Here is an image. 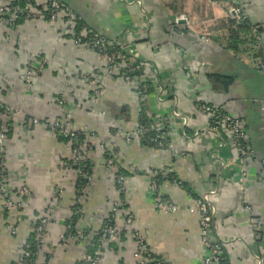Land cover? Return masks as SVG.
I'll use <instances>...</instances> for the list:
<instances>
[{"label":"crops","instance_id":"obj_1","mask_svg":"<svg viewBox=\"0 0 264 264\" xmlns=\"http://www.w3.org/2000/svg\"><path fill=\"white\" fill-rule=\"evenodd\" d=\"M60 1L89 31L142 64L149 90L141 102L136 88L122 82L121 72L106 75L103 58L75 47L55 25L39 19L13 29L0 26V103L15 110L0 116V130H7L2 152L8 187L15 195L22 187L29 189L25 206L13 212L19 223L3 211L0 196V264L16 263L33 224L43 217L48 220L45 244L35 262L85 264L113 201L121 207L114 219L120 233L101 250L100 264H139L134 228L162 264H220L206 263L209 252L192 211L194 200L206 194L215 213L212 236L226 264H264V76L256 69L264 61V0H244V31L228 24L229 0ZM40 60L48 66L28 90L19 71ZM85 77L101 78L98 98ZM209 77L232 83L224 91ZM61 97L63 107L57 104ZM201 105L217 106L241 120L254 160L239 163L230 137L211 129ZM140 108L169 125L171 150L118 134L135 131ZM64 113L71 114L75 131L92 143L87 153L92 180L80 196L76 172L62 166L72 158L71 145L44 126ZM25 118L40 125L24 128ZM114 167L125 179L120 195ZM169 173L184 187L165 179ZM155 178L160 179L157 194L150 190ZM159 199L170 201L177 211L156 210ZM75 207L74 227L85 234L83 240L70 239L65 226ZM126 212L134 220L131 231L125 226Z\"/></svg>","mask_w":264,"mask_h":264},{"label":"built area","instance_id":"obj_2","mask_svg":"<svg viewBox=\"0 0 264 264\" xmlns=\"http://www.w3.org/2000/svg\"><path fill=\"white\" fill-rule=\"evenodd\" d=\"M40 2L42 4H39ZM243 2L244 0H229V14L231 19L238 22L246 20L243 16ZM37 7H42V10L45 12L47 23L49 25H58L61 34L66 36L76 47L94 52L103 58L105 64L104 71L106 75L116 70L118 65L127 59L125 49L118 48L112 41L87 31L84 27H81V29L77 31L78 22H80L81 19L60 0H0V26L13 29L21 22L34 21L36 19L34 9ZM177 22L178 19L175 20V23ZM47 66L46 60H40L39 62L34 63L30 62L21 71H19L18 77L20 81L25 84V87L30 90L33 86L34 77L44 72ZM256 69L262 76H264V61L260 60L256 65ZM143 71L144 69L141 64H137V62H130L124 73V82L126 83H131L137 79L136 94L141 102H143L149 90L148 81L143 80L141 77ZM84 79L95 87L92 96L94 98H98L101 95L102 90L101 78L89 80L85 77ZM57 104L63 107L65 104L64 97H61ZM262 109L264 110V107ZM200 111L207 116L210 127L213 131L230 137L233 146L237 150L238 160L241 165L255 159V151H253L248 145L247 134L240 119L226 114L219 107L213 105H201ZM10 112L15 113V110L12 107L0 103V116ZM19 113L20 112H18V114ZM147 119L149 125L138 126L131 134H118L123 136L127 141L135 139L145 146L152 144L158 149L171 150L172 145L170 142L169 125L159 118H153L149 115L147 116ZM182 123L186 125V119H184ZM38 125H40V121L37 119L29 120L25 118L23 121L24 128L36 127ZM44 126L57 138L67 139L73 149V154L72 158L64 161L62 166L65 169L75 167L74 171L77 176L81 175V170L78 168L81 167L83 161L85 160L84 153L91 151L92 145L88 137H85L83 141H79V132L75 131L73 128L71 114L64 113L58 118L44 123ZM6 131L7 130L3 128L0 130V196L2 199L3 211L7 214L13 215L14 211H19L25 206L23 198L29 196V189L22 187L18 190L17 195H15V193H10L9 191L8 176L2 152ZM150 131L154 133V137L146 140L145 134ZM197 134L198 133H194V136H197ZM101 150L104 152L103 147H101ZM261 165L264 166V162H261ZM114 169L117 173L115 180L116 191L120 195L125 190V179L121 174H119V170L116 167H114ZM167 176L168 174L165 176V179H167ZM85 178L87 179V183L83 187L82 192H85L88 189L92 180L91 175L86 174ZM172 183L178 187H182L183 184L181 181L176 180H172ZM150 190L153 194H157L158 188L154 179L150 180ZM18 195L19 197L14 198ZM209 202L210 200L207 194L195 199L194 209L192 211L199 217L201 243L209 252V257L206 259V263H220L223 258L219 252L218 242L212 236L213 218L215 213ZM154 207L156 210L166 214H172L177 211V207L174 204L163 199L156 200ZM120 210L121 207L119 202L113 201L111 203V208L106 222L97 234L98 239L96 243L98 249L93 255L87 254L84 257L85 264H100L102 259L101 250L104 249V246L109 240H113L119 235L120 230L115 226L114 219ZM76 211L78 212V209H76ZM124 219L125 226L131 231L134 225L132 215L126 212ZM13 220L14 223H19L21 218L16 214L13 215ZM47 221L48 220L43 217L41 221L33 224L31 234L34 236L36 250L35 252L31 251L29 243L24 242L15 264H37V262H35V257L36 254H38L39 247L44 246L45 244L43 234L45 228L44 226ZM66 228L70 239L83 240L85 238V234L83 232L76 231L74 234H71L69 231L70 227ZM11 233L14 234L15 229H11ZM132 236L133 241L135 242L134 257L139 261V264H162L157 258L153 257L147 251L140 234L135 231V228L132 230ZM62 239L64 240L65 238L62 237Z\"/></svg>","mask_w":264,"mask_h":264},{"label":"trees","instance_id":"obj_3","mask_svg":"<svg viewBox=\"0 0 264 264\" xmlns=\"http://www.w3.org/2000/svg\"><path fill=\"white\" fill-rule=\"evenodd\" d=\"M39 4H42L41 2ZM43 7V5H42ZM42 7H37L34 9V15H36V19L35 20H43L47 23V20H46V17H45V12L42 10ZM22 23V22H21ZM228 24L230 25V27H234V29H236L237 31H244L245 30V27L247 26V21L244 20V21H235L233 19H229L228 20ZM56 28L58 29V33L60 34V36L68 39L66 36L62 35L61 32L59 31V28H58V25H55ZM81 27H84L85 30L89 31L82 23V21L78 22V26H77V31H79L81 29ZM91 32V31H90ZM93 33V32H92ZM103 37V36H102ZM105 38V37H104ZM108 39V38H106ZM109 40V39H108ZM71 42V41H70ZM72 43V42H71ZM73 44V43H72ZM74 45V44H73ZM75 46V45H74ZM76 47V46H75ZM78 48V47H77ZM88 51V50H87ZM258 51L260 52L259 53V56L260 54L262 53V50L258 48ZM132 62L131 61V57H127V59L125 61H122L119 66L117 67V71L118 72H121V80L122 82H124V73H125V69L127 67V65ZM135 62V61H134ZM28 64V63H27ZM26 64V65H27ZM25 65V66H26ZM142 65V64H141ZM209 80L213 83V85H216L217 82L219 83V86L222 87L224 89V91H226L229 86L231 85L232 81L231 80H228V79H223V78H216V77H209ZM126 83V82H124ZM136 83H137V79H135L134 81H132L131 83H126V84H129V85H132L131 87H135L136 88ZM214 88V86H213ZM140 107H141V104H140ZM137 125L138 126H147L149 125L148 123V119H147V115H146V111L143 109V108H140L139 112H138V121H137ZM110 132H113L112 130ZM79 135V141H83L85 139V137H88L87 135L79 132L78 133ZM145 139H150V138H153L154 137V133L153 132H148L145 134ZM60 140L64 141V142H68L66 138H59ZM89 141H90V137H89ZM92 144V143H91ZM147 146L149 147H154V145L152 144H148ZM73 150V149H72ZM87 153L88 152H85L84 153V158L85 160L83 161L81 167H79L78 169L81 170V175H78L77 176V183H76V192H77V196H79L82 192V189L83 187L86 185L87 183V179L85 178L86 174L87 175H91V170H92V167H91V163L87 160ZM105 157L108 158V156L106 155L105 153ZM72 169L74 170L75 167H72ZM167 179L168 180H176L175 177L172 175V174H168L167 176ZM155 181H156V178H155ZM158 183L160 181V179H157ZM156 181V183H157ZM176 181H179V180H176ZM157 183V185H158ZM184 187V183L182 184V187ZM16 197H19L18 196H15L14 198ZM77 207L74 208L73 210V216L70 218L69 221L66 222L65 226L66 227H70L69 231L71 234H74L76 232L75 230V223L77 221V218H78V212L76 211ZM96 239L94 240V243H93V247L92 249L88 252V254L90 255H93L94 252L96 251V248L98 249L97 246H95V242L97 241L98 237L96 236L95 237ZM27 243H29L30 247H31V251L35 252L36 250V247H35V241H34V236L31 234ZM223 260L220 262V264H226V261L224 259V257L222 256ZM161 262V261H160ZM147 264H150V263H147Z\"/></svg>","mask_w":264,"mask_h":264}]
</instances>
